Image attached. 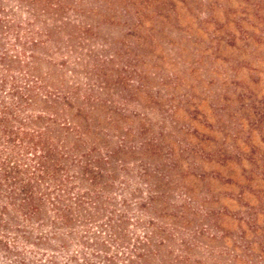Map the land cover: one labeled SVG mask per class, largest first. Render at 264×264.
<instances>
[{
    "label": "rangeland",
    "instance_id": "rangeland-1",
    "mask_svg": "<svg viewBox=\"0 0 264 264\" xmlns=\"http://www.w3.org/2000/svg\"><path fill=\"white\" fill-rule=\"evenodd\" d=\"M3 54L7 123L66 169L0 212V264H264V0H0Z\"/></svg>",
    "mask_w": 264,
    "mask_h": 264
},
{
    "label": "trees",
    "instance_id": "trees-1",
    "mask_svg": "<svg viewBox=\"0 0 264 264\" xmlns=\"http://www.w3.org/2000/svg\"><path fill=\"white\" fill-rule=\"evenodd\" d=\"M6 55H0V62L4 61ZM2 80V79H1ZM25 90V96L29 100L33 93L31 92L30 86H23ZM17 88L14 84L10 86L9 94H17ZM2 115L0 116V141L7 143L15 138L23 139L24 146L30 148V153L34 156V163L32 169H24L26 171L25 178L19 177L20 170L17 169V164L9 165L8 161L12 156L11 151H7L0 161V212H5L7 206L14 210H19L23 212L26 216L29 214L40 215L41 217L45 216L46 208L44 202L41 199L40 193H46L47 187H40V181L44 180L46 177H49V184H62V177L59 176L60 169H66V166L63 165V159L65 155L63 151L58 150L59 145L62 144L58 137H53L50 135V130L48 129L47 123L41 125V128L34 133H27L25 128L14 129L11 128L10 123H7L8 118L6 117V112L8 113V107L5 104H1ZM31 115V114H29ZM40 113H33L30 116L36 118L40 116ZM12 119L16 120V115H9ZM28 116V115H26ZM54 125H68L69 123H52ZM10 143V142H9ZM26 143V144H25ZM62 146V145H61ZM89 179L94 178V173L89 171ZM92 183V182H91ZM42 189L43 191L39 192ZM95 197V195H93ZM63 200V197L58 196L55 198V202L52 205H55L56 212L58 217L62 222L68 220V213L64 211L63 208L58 206L59 203ZM77 207L79 203H76ZM27 209V211H25ZM55 212V213H56ZM122 237V236H121ZM142 253H137V256H141Z\"/></svg>",
    "mask_w": 264,
    "mask_h": 264
}]
</instances>
